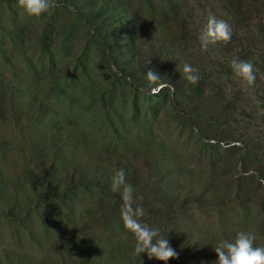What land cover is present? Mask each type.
I'll return each instance as SVG.
<instances>
[{"label":"rangeland","instance_id":"rangeland-1","mask_svg":"<svg viewBox=\"0 0 264 264\" xmlns=\"http://www.w3.org/2000/svg\"><path fill=\"white\" fill-rule=\"evenodd\" d=\"M209 15L226 20L232 38L202 51ZM261 21L264 0H57L40 17L0 0V264H86L94 249L96 264L123 263L130 246L117 240L131 231L110 232L82 213L94 200L82 190L70 216L72 203L42 189L43 158L64 154L88 166L139 168L130 174L140 184L135 200L143 221L161 231L217 239L254 232L264 246V182L244 170L246 141L254 148L247 160L264 162L261 94L235 77V85H194L183 73L186 63L203 73L237 57L258 73ZM179 247L166 264L213 263Z\"/></svg>","mask_w":264,"mask_h":264},{"label":"trees","instance_id":"trees-1","mask_svg":"<svg viewBox=\"0 0 264 264\" xmlns=\"http://www.w3.org/2000/svg\"><path fill=\"white\" fill-rule=\"evenodd\" d=\"M251 11L252 9L249 8L242 10V22L246 20L247 12L251 13ZM258 28L260 31L261 39L259 42L263 46L259 49L258 54H256L255 65L258 69V73L255 74V84L251 85L250 87L257 95L261 94L260 98L264 101V21L260 22ZM229 62L230 61L228 59L222 60L219 63L216 61L214 62V65H211L208 68V70L204 71L203 73L202 71L198 72V75H200L199 81L210 80L212 84H215L218 81L230 82L232 85H235V80H233L234 77L237 79L241 78L235 75V73L230 67ZM262 118L264 122V115L262 116ZM244 149L246 150L244 170L249 171L253 169L257 171L259 173L260 178L264 182L263 160L259 158H256L255 160H247V157L249 158L254 154V148L251 145V142L246 141ZM43 159L44 161L42 160L43 162L41 164V167L44 174V179L40 185L45 191V193L51 195L55 200L60 201L63 204L66 202L72 203V206L68 210L70 216L74 215V212L77 213L76 203L80 197L82 190V193L85 192L88 196H92L94 199L92 200L93 204L91 206L88 204L89 209L82 210V213L88 211V214L98 217L99 220L104 222V226H106L108 228V231L110 232L115 231L119 226H125L121 214L117 212L118 208L122 209L124 201L122 200V198L120 199L118 192H113L111 190L112 176L114 175V172L116 170L115 168H108L100 164L88 166L82 161H79L76 158L69 157L65 154L61 158H59V160L58 158H55V160L51 159V161H47L46 158ZM123 169L126 170L127 183L131 184L133 188L136 186H140L139 183L132 182V176L130 175L132 173L134 175H141L139 168L136 169L132 166H126ZM167 172L168 171L166 170V173ZM170 183L171 185L169 187H172V191L174 193L173 201L177 202L180 196V189L179 187H177L178 182L172 181ZM239 190L240 194L242 192V194L244 193L245 195V192L242 191L241 188H239ZM194 191L190 193L192 194L194 193ZM98 194L101 195L99 198L97 197ZM115 199H120V202H117ZM135 205H140V203L136 202L135 200ZM178 205L179 204L174 203L173 205L171 204L170 207V209L173 210L176 214H178V210H181ZM51 207L53 211H58L56 210V207L54 205H52ZM98 210H100V213H96ZM151 218H154V216H151ZM161 232L165 236H167L170 245L175 250L180 249V245H185L186 247L184 249L186 252L188 250L195 251L206 259H213V262L217 260V255L214 251V248L223 241L232 242L236 238V234L232 232H226L218 239L213 236H205L204 234H193L191 232H185L180 229H172L169 232H164L162 230ZM131 238L129 239V241L124 242L121 239L117 240L118 244H122L123 246L129 245L130 249L126 252L124 258H122L123 263H120V261L115 258L110 260L111 264H132L131 261H133V259L131 258L130 254H132L131 252H134L133 250L135 248L136 238L134 236H131ZM255 245L260 246L258 244ZM113 249L114 248H112V250ZM93 251V256H96L94 257V259H92L86 264H96V261L100 258V255H98V250L94 249ZM134 255V261L136 264H159L158 262H161L160 260H157L155 258L149 259L147 253H141L140 256H138L134 252ZM110 256L114 258L113 254H111ZM171 260L172 259H170V261ZM105 264H109V262H106ZM193 264L195 263L193 262Z\"/></svg>","mask_w":264,"mask_h":264},{"label":"clouds","instance_id":"clouds-1","mask_svg":"<svg viewBox=\"0 0 264 264\" xmlns=\"http://www.w3.org/2000/svg\"><path fill=\"white\" fill-rule=\"evenodd\" d=\"M16 6L22 9L29 17H40L57 6V0H16ZM232 38V28L226 20L209 15L207 23L201 30L199 40L201 50L206 51L209 44L218 41L225 43ZM230 67L236 76L240 77L248 86L254 85L256 75L254 64L251 61L234 58ZM183 73L185 79L191 84L199 81L198 70L190 64H184ZM148 76L157 79L159 74L149 69ZM126 170L119 168L112 176L111 190L120 192L124 205L121 216L125 227L136 238L134 251L140 256L147 253L149 259L164 261L178 258L177 251L170 245L159 227H153L143 221L145 210L140 205H135V189L126 179ZM257 236L254 232L240 231L234 241H223L214 248L217 260L213 264H264V246H256Z\"/></svg>","mask_w":264,"mask_h":264}]
</instances>
